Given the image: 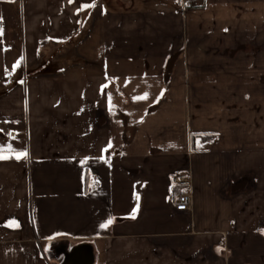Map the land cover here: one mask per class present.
<instances>
[{"label": "crops", "instance_id": "1", "mask_svg": "<svg viewBox=\"0 0 264 264\" xmlns=\"http://www.w3.org/2000/svg\"><path fill=\"white\" fill-rule=\"evenodd\" d=\"M151 6L0 0V264H264V0Z\"/></svg>", "mask_w": 264, "mask_h": 264}, {"label": "water", "instance_id": "2", "mask_svg": "<svg viewBox=\"0 0 264 264\" xmlns=\"http://www.w3.org/2000/svg\"><path fill=\"white\" fill-rule=\"evenodd\" d=\"M179 58V53L172 56L168 62L165 79L168 82L173 71V68ZM239 189H246V186H241ZM120 223L125 219L119 220ZM52 258L61 260V264H96V250L91 243H81L76 246H70L69 243H60L54 245L50 249Z\"/></svg>", "mask_w": 264, "mask_h": 264}, {"label": "built area", "instance_id": "3", "mask_svg": "<svg viewBox=\"0 0 264 264\" xmlns=\"http://www.w3.org/2000/svg\"><path fill=\"white\" fill-rule=\"evenodd\" d=\"M208 0H180L181 10L183 12L193 9H202L206 6ZM173 185L190 186L191 181L188 173H182L172 178ZM192 195L190 191L182 190L175 198V207L177 211L188 212L191 211Z\"/></svg>", "mask_w": 264, "mask_h": 264}, {"label": "rangeland", "instance_id": "4", "mask_svg": "<svg viewBox=\"0 0 264 264\" xmlns=\"http://www.w3.org/2000/svg\"><path fill=\"white\" fill-rule=\"evenodd\" d=\"M153 1H161V0H130V5L132 7H136L138 9H151L153 8L151 6V2ZM50 50L52 51H58L57 48H45L43 49V53H42V58L40 60V64L38 66H43V67H47L46 69H49V71H53L55 69H58V65L60 64V62L73 57V53H72V47H70L68 50H65L63 52V55H60V57L56 58V59H51L53 55L55 54H49ZM62 50V49H60ZM29 71V70H28Z\"/></svg>", "mask_w": 264, "mask_h": 264}, {"label": "trees", "instance_id": "5", "mask_svg": "<svg viewBox=\"0 0 264 264\" xmlns=\"http://www.w3.org/2000/svg\"><path fill=\"white\" fill-rule=\"evenodd\" d=\"M81 38V36H78V38L75 39V42H78L79 39ZM52 59V58H51ZM85 61L82 60L81 58L77 57V56H73L71 58H68L62 62H60V64L58 65V69H55L53 71H49V69H46L47 67H41V66H37V69L34 68L32 70H29L27 72L28 76H38V75H49V74H58V73H62L65 69H67L70 66L73 65H79V64H84Z\"/></svg>", "mask_w": 264, "mask_h": 264}, {"label": "snow or ice", "instance_id": "6", "mask_svg": "<svg viewBox=\"0 0 264 264\" xmlns=\"http://www.w3.org/2000/svg\"><path fill=\"white\" fill-rule=\"evenodd\" d=\"M24 155H26V153H20V154H18L17 158L19 159L21 156H24ZM0 158H2V157H0ZM111 222H112V221L109 220V221L107 222V224H110ZM107 224L101 225V227H107Z\"/></svg>", "mask_w": 264, "mask_h": 264}]
</instances>
